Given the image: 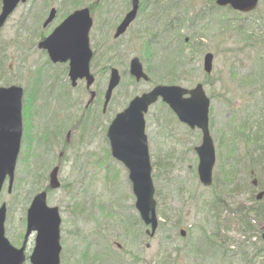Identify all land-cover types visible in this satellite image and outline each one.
I'll return each instance as SVG.
<instances>
[{
    "label": "rangeland",
    "instance_id": "374dc122",
    "mask_svg": "<svg viewBox=\"0 0 264 264\" xmlns=\"http://www.w3.org/2000/svg\"><path fill=\"white\" fill-rule=\"evenodd\" d=\"M130 2L28 0L1 28L0 87L23 88L21 150L11 189L7 180L0 194L6 237L15 247L22 245L33 197L47 189L50 172L58 166L61 186L48 189L47 203L60 211V264H246L261 233L254 225L249 240L234 208L255 204L251 170L264 188V167L250 170L246 163L259 155V144L249 139L256 122L264 128V0L250 13L218 7L215 0H141L135 21L114 38ZM90 5L95 83L87 88L85 81H77L73 87L68 64L52 63L39 43L67 15ZM52 8L55 19L44 27ZM206 53L213 54L209 75L203 69ZM133 57L148 81L130 75ZM112 67L121 81L104 111ZM197 83H203L211 100L217 189L199 181L195 148L201 131L181 123L158 100L145 114L159 218L151 237L135 207L129 172L111 155L107 129L134 97L156 85L191 89ZM221 192V200L216 199ZM210 236L217 250L206 244ZM33 247L31 236L25 264Z\"/></svg>",
    "mask_w": 264,
    "mask_h": 264
},
{
    "label": "water",
    "instance_id": "95a60500",
    "mask_svg": "<svg viewBox=\"0 0 264 264\" xmlns=\"http://www.w3.org/2000/svg\"><path fill=\"white\" fill-rule=\"evenodd\" d=\"M26 1L1 0L0 30L17 6ZM139 3L140 0H132L131 10L118 25L115 38L123 35L135 20ZM215 3L219 7L230 6L234 10L247 13L256 9L259 0H215ZM55 15L56 10L53 8L44 26H47ZM92 24L88 8L76 10L39 43V47L48 52L52 62L69 61L68 75L73 86L77 85L79 79H86L87 88L95 81L90 71V60L93 53L90 48L89 31ZM203 68L207 74L211 73L212 53L205 54ZM129 72L136 81L149 80L137 57L130 60ZM120 80L121 75L118 69L112 68L105 92L104 111ZM94 94L92 93V98ZM160 97L181 122L202 131V142L196 147V151L199 157V179L206 187L213 183V168L216 162L214 142L209 130L210 98L202 83H198L192 89L179 85H156L150 91L134 97L123 111L116 114L107 131L111 153L128 169L136 197L135 206L141 219L150 226L147 233L151 237L157 230L158 216L144 116L149 107ZM22 98L23 89L21 87L16 85L0 87V193L7 177H9V189L14 180L23 133ZM58 172L59 167L56 166L50 173L49 186L52 189L60 187ZM262 195L263 192L259 193L258 198ZM5 220L6 205L2 204L0 206V264H24L27 243L32 234H35V245L29 256L30 264H60L61 217L58 207H51L47 204L46 191L37 193L28 208L26 230L20 248L12 245L6 237ZM182 233L184 234V231ZM262 237L264 239V232Z\"/></svg>",
    "mask_w": 264,
    "mask_h": 264
},
{
    "label": "trees",
    "instance_id": "16d2710c",
    "mask_svg": "<svg viewBox=\"0 0 264 264\" xmlns=\"http://www.w3.org/2000/svg\"><path fill=\"white\" fill-rule=\"evenodd\" d=\"M0 2H1V0H0ZM90 7H91V5H90ZM225 18L226 17L224 16L223 22L227 23L228 20H226ZM238 27L242 28L243 26H238ZM263 72H264V70L262 71V73ZM251 83H253V81ZM263 120H264V117H263ZM258 123H260V122H256V124H257V128L255 130L256 134H253L249 138V139H252V142H254L255 144H259L257 147L258 148L257 153H259V155L257 157H254V155H252V156H250L248 161H246V163L250 167V170L251 169L256 170L257 167H264V128L260 130ZM252 174H253V172L251 170L248 175H249V177L253 178L251 181L252 191H254V190L258 191L256 196H252L255 204L249 205V204L243 203L240 206H235V208H234L235 212H239L235 216H237V218H239L240 223L244 227H246L247 231L250 233V237L248 238L249 240H250V238H253L252 232L254 229V225L257 226V228L260 230V233L262 232V230L264 228V190H262L264 188H262V189L260 188V186H261L260 183L262 181L260 182L259 180L254 178L255 176ZM213 186L215 189H217V184L215 182H214ZM238 188H240V187L239 186L235 187V190H237ZM259 190L263 191V195L261 196V198H258ZM221 194H222V192L217 194L216 199L221 200V198H220ZM223 207H224V205H223ZM213 210L215 212L216 208H214ZM229 210H230V208H229ZM213 216H214V218L217 217V215H213ZM210 237L207 238L206 244L210 245L212 248H215L217 250L216 240H212V237L211 238ZM259 239H260V244L254 245L255 249H254L253 256L251 258H248V259L245 258L246 264H264V239L262 238L261 234L259 235Z\"/></svg>",
    "mask_w": 264,
    "mask_h": 264
},
{
    "label": "flooded vegetation",
    "instance_id": "af4514ba",
    "mask_svg": "<svg viewBox=\"0 0 264 264\" xmlns=\"http://www.w3.org/2000/svg\"><path fill=\"white\" fill-rule=\"evenodd\" d=\"M87 8H89L90 11H91V9H92L90 6H88ZM79 9H80V8H79ZM76 10H77V9H76ZM128 11H129V10H128ZM128 11H127V12H128ZM127 12H126V13H127ZM91 13H92V12H91ZM126 13H125V14H126ZM124 16H125V15H124ZM123 18H124V17H123ZM91 94H92V93H91ZM94 95H96V93H95ZM96 97H97V96H96ZM94 100H95V98H94ZM94 100H93V101H94Z\"/></svg>",
    "mask_w": 264,
    "mask_h": 264
}]
</instances>
